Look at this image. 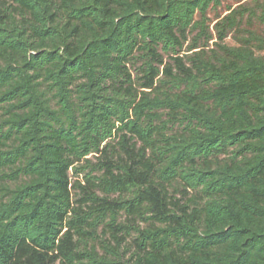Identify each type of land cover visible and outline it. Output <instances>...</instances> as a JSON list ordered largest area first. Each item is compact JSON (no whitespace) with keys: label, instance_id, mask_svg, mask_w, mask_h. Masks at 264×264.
<instances>
[{"label":"trees","instance_id":"obj_1","mask_svg":"<svg viewBox=\"0 0 264 264\" xmlns=\"http://www.w3.org/2000/svg\"><path fill=\"white\" fill-rule=\"evenodd\" d=\"M235 1L0 0V264H264V0Z\"/></svg>","mask_w":264,"mask_h":264},{"label":"rangeland","instance_id":"obj_2","mask_svg":"<svg viewBox=\"0 0 264 264\" xmlns=\"http://www.w3.org/2000/svg\"><path fill=\"white\" fill-rule=\"evenodd\" d=\"M236 1L235 0H225L224 6L227 5H235ZM214 13H211V17H213Z\"/></svg>","mask_w":264,"mask_h":264}]
</instances>
